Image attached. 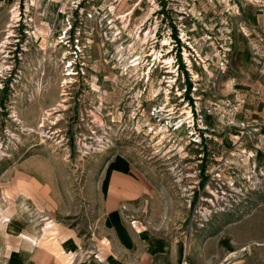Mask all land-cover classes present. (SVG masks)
Returning <instances> with one entry per match:
<instances>
[{
  "label": "rangeland",
  "instance_id": "obj_1",
  "mask_svg": "<svg viewBox=\"0 0 264 264\" xmlns=\"http://www.w3.org/2000/svg\"><path fill=\"white\" fill-rule=\"evenodd\" d=\"M137 1L0 0V212L32 243L25 230H73L69 264L124 253L104 221L117 213L187 242L240 220L250 239L264 233V0H142L128 15ZM18 2L26 24L13 19ZM139 31L172 73L158 64L146 79L153 56L144 61ZM164 77L173 84L159 112ZM113 167L144 184L125 214L105 205ZM22 182L44 197L46 217L23 204Z\"/></svg>",
  "mask_w": 264,
  "mask_h": 264
},
{
  "label": "crops",
  "instance_id": "obj_2",
  "mask_svg": "<svg viewBox=\"0 0 264 264\" xmlns=\"http://www.w3.org/2000/svg\"><path fill=\"white\" fill-rule=\"evenodd\" d=\"M122 168L113 167L107 171L110 184L105 205L110 207L112 201H117L122 207V214H125L124 209L131 208L133 203L130 202L140 197L145 188L142 180ZM28 185L24 182L14 183L13 187L18 186L23 204L34 208L35 215L46 217V206L42 204L44 197L34 194V189ZM11 218H14V214L10 220L5 213L0 217V222L10 221L0 224V264H69L66 259L68 254L65 253L80 244L73 230L60 228V232L49 238L40 230H25L26 235L35 240L32 243L29 239L23 240V232L16 235L20 228L12 225ZM104 219L112 230L118 231L119 245L124 253L118 256L112 254L115 260L104 257L100 262L91 259L75 264H264V233L250 239L243 228L235 227L241 220L232 222L224 233L204 236L199 242H187L185 237L177 239L162 231L127 224L120 213ZM256 260L259 262L255 263Z\"/></svg>",
  "mask_w": 264,
  "mask_h": 264
},
{
  "label": "bare ground",
  "instance_id": "obj_3",
  "mask_svg": "<svg viewBox=\"0 0 264 264\" xmlns=\"http://www.w3.org/2000/svg\"><path fill=\"white\" fill-rule=\"evenodd\" d=\"M113 1H120V0H113ZM142 2V0H138L131 8H130V10L128 11V15H130V14H132V12L136 9V7L140 4ZM27 8H28V6H27ZM109 10L113 13L114 12V6L113 5H110L109 6ZM157 10V9H156ZM17 10H15V11H13V19H14V21H17V19H18V17L16 16V14H15V12H16ZM28 11V10H27ZM150 14L148 15L149 17L152 15V13L151 12H149ZM126 15V14H125ZM147 16V15H146ZM124 16H119L118 17V19L119 18H123ZM149 17L148 18H146V21L147 20H149ZM64 22L65 21H61L60 22V27L62 28V30H64L63 29V25H64ZM144 22H145V19H144ZM69 27H67V29H68ZM141 27H139V29H140ZM7 34H8V37H10L11 35H12V31L11 30H9V29H7L6 31H5ZM60 35H62V34H60ZM136 37H135V39L136 40H138L139 41V43H140V46H144V45H148L149 44V51H148V53L144 56V61H145V58L146 57H148V56H153V59H152V61L150 62V64H148V71H147V73H146V79H149V77H150V75H151V73H152V71H153V69L159 64H162V66H161V68L162 69H164L165 70V72L164 73H172L173 72V69H172V64H173V60L172 59H162V54H161V52H157L156 51V49H155V44H153V43H151V39H152V37L150 36L149 37V34H144V36H143V38H142V36L140 37V31L139 32H136ZM186 35L183 33V37H185ZM58 39V38H57ZM65 39L62 37V39H61V42H58L56 39L53 41V43H54V47H56L57 45H59L60 43H62V44H64V43H67V41L65 42L64 41ZM152 41H153V39H152ZM167 44H168V41L167 40H165L164 42H163V46H167ZM74 52V51H73ZM70 54V52L69 51H65L64 52V58L65 57H67L68 55ZM183 56H184V58H185V60L188 62V64L189 65H191V61L189 60V57H188V54H187V52L184 50L183 51ZM143 61V62H144ZM142 62V63H143ZM71 63V62H70ZM71 67V66H70ZM67 76H72V74L71 73H68V74H66ZM172 78H170V77H164V80H166L165 82H168V85H167V88L168 89H166L165 90V92H164V96H165V99H164V102H165V106L159 111V112H164V109L166 108V105H167V103H168V101L170 100V98H169V95H170V88L172 87V84H173V80H171ZM62 95H64V94H62ZM48 115H49V113H47ZM169 115H173V113L171 112V113H169ZM182 115H186V116H188L187 117V119L188 118H190V113L188 112V111H185V112H183V114ZM183 126V124H181L180 123V125L178 126V127H176V129H181V127ZM1 211V210H0ZM1 214H2V212H0Z\"/></svg>",
  "mask_w": 264,
  "mask_h": 264
},
{
  "label": "built area",
  "instance_id": "obj_4",
  "mask_svg": "<svg viewBox=\"0 0 264 264\" xmlns=\"http://www.w3.org/2000/svg\"><path fill=\"white\" fill-rule=\"evenodd\" d=\"M78 3H79V0H76V2H75V6H74V8H76V7H78ZM28 8H27V4L26 3H23V7H22V10L20 9V5H19V2L17 3V5L14 7V8H12V14H13V11H15V10H17L16 12H15V14H16V16L18 17V19H17V21L16 22H20L21 20H22V22L23 23H25L26 24V21L25 20H23V18H22V15H26V11L25 10H27ZM156 9H158L157 8V6H156ZM83 10H85L84 8H81L79 11H78V16H80V15H83L84 14V12H83ZM161 11V14H163V12H162V10H160ZM154 12H155V10H154ZM69 21V20H68ZM82 18H78V22H79V24H82ZM27 26V25H26ZM67 26L70 28H68V30H71L73 27L74 28H76V26H75V24L73 23V24H71L70 22L69 23H67ZM164 26H166V24H164ZM170 32H169V36H170V34H172V30L170 29V28H167ZM177 29L179 30V27H177ZM156 31H157V26H156V28H154V35H155V33H156ZM16 35V34H15ZM176 36H177V38L179 39V41H181L180 43L182 44L181 46H182V48H185L184 46H183V44H184V42L183 41H185L184 39H183V37H182V33H178V34H176ZM68 37H69V39H72V40H74V41H76L77 40V42H79V38H77V37H70L69 35H68ZM64 39H68V38H64ZM177 39V40H178ZM177 40H175L174 39V41H176L177 42ZM175 42V43H176ZM78 44V43H77ZM78 47V46H77ZM79 50V49H78ZM76 54V53H75ZM9 73H10V75L8 76V77H11V70H9ZM7 80V79H6ZM94 133H95V131H94ZM96 142L93 144V145H91L90 147H87L86 149H93L94 151H95V148H98V149H100V147H104L100 142L102 141L101 139H99V140H95ZM94 146V147H93ZM97 146V147H96ZM88 151V150H87ZM96 151H99V150H96Z\"/></svg>",
  "mask_w": 264,
  "mask_h": 264
}]
</instances>
